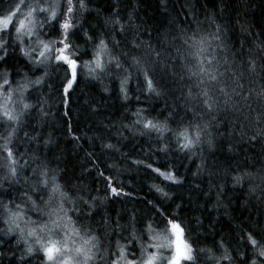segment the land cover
<instances>
[{
  "label": "snow or ice",
  "instance_id": "6c2138e0",
  "mask_svg": "<svg viewBox=\"0 0 264 264\" xmlns=\"http://www.w3.org/2000/svg\"><path fill=\"white\" fill-rule=\"evenodd\" d=\"M87 11V0H0V252L4 244H14L9 264H264V226L259 222L256 230H241L233 250L223 240L215 248L200 247L189 239V230L175 211L152 201L146 203L155 216L138 218L133 212L121 223L119 213L115 218L93 215L97 199L103 204L108 197L69 191L59 165L50 168L47 157L40 155L42 134L32 123L36 115L40 122L49 115L42 90L45 85L54 87L53 73H63L56 91L65 105L85 72L90 81L101 84L114 78L125 101L130 99L133 81L146 98L160 97L171 87L181 101L175 110L160 120L137 109L132 113L135 119L122 128L142 136L154 133L160 152H168L173 141L176 151L189 156L199 149V172L205 164V148L213 153L218 138L239 132L249 143L264 139L260 127L264 125V42L256 45V53H247L246 60L243 51L239 58L233 51L230 58L228 27L217 22L214 12L207 16L210 30L202 31V22L193 17L195 26L185 22L187 26L171 40L168 34H159L155 44L135 35L129 39V30L138 31L134 17L130 13L122 20L114 3L105 19L110 30L85 32L91 44V57L85 60L73 38L78 27L84 30L77 14ZM240 27L252 35L243 24ZM246 76L259 77L261 88L255 96L250 89L246 94ZM103 90L107 93L109 88ZM244 121L257 126L251 135L243 131ZM50 142L43 140L45 146ZM102 147L119 151L112 143ZM133 163L143 164L170 184L183 183L171 170L142 160ZM105 179L111 195L120 196L112 177ZM256 179L264 183V173L244 172L233 175L231 182L236 188ZM255 187L248 190L254 192ZM153 188L171 199L163 187ZM222 192L223 186L218 202ZM158 217L164 218L162 227Z\"/></svg>",
  "mask_w": 264,
  "mask_h": 264
},
{
  "label": "trees",
  "instance_id": "16d2710c",
  "mask_svg": "<svg viewBox=\"0 0 264 264\" xmlns=\"http://www.w3.org/2000/svg\"><path fill=\"white\" fill-rule=\"evenodd\" d=\"M89 11L77 14L76 20L83 27H78L77 36L73 39L80 47L83 59L91 57V44L85 40L88 35L109 31L105 19L113 11V4L118 5L122 20H127L131 13L138 31L129 30V39L133 35L147 42L156 43L159 34H168L169 40L178 34L181 27L187 24L195 26L193 17L201 21L202 31L210 30L207 16L215 14L218 23L227 25L229 57L235 51L237 58L241 51L243 59L247 53H256L258 43L264 42V0H87ZM239 21V23H238ZM187 22V24L185 23ZM252 33L242 31L240 25ZM119 39V36L117 37ZM241 44L244 48L241 49ZM234 45V48H233ZM264 54V53H262ZM17 58L19 53L14 54ZM11 62V61H10ZM237 59V63H239ZM23 70L22 65H18ZM36 74H39L37 72ZM30 75H32L30 73ZM63 73H53L50 79L54 83L52 89L43 88V98L47 100L45 107L49 111L42 122L38 115L32 123L41 132L40 155L46 156L49 167L59 165L64 178L68 182V190H83L85 195L108 198L101 204L97 199L96 212L115 218L119 213L125 223L131 213L138 218L153 215L152 204L175 211L177 219L183 221L188 228L189 239L197 241L200 247L215 248L223 240L231 249L238 247L241 230H256L258 222L264 226V183L260 179L245 181L244 187L233 188L231 177L244 172L264 173V139L253 143L247 142L239 132L217 140V149L209 153L203 152L204 167L198 172L201 163L199 149L197 154L176 151L175 142L168 152L158 151L159 141L155 134L142 136L122 128L130 124L137 109H145L148 114L163 120L170 110H175L179 93L169 87L160 97L151 96L137 90L135 82L130 85L131 91L127 101L119 96L118 82L114 78L106 79L103 84L90 81L87 73L81 77L79 86L71 93L67 105L61 103L60 93L56 91ZM18 78V77H17ZM246 94L251 90L253 96L260 91L259 77L244 79ZM109 88L106 93L103 89ZM139 96L138 100L136 97ZM35 103V99L32 100ZM243 112L246 114L247 109ZM67 113V114H66ZM239 115V114H237ZM207 118V117H206ZM234 117L230 116L229 122ZM242 119V116H241ZM239 123V121H236ZM243 129L251 135L256 125L244 121ZM108 126L107 128L105 126ZM176 125L173 124L172 127ZM260 127H264L261 125ZM30 132L32 128L28 129ZM117 130L122 132L119 135ZM215 131V130H214ZM51 142L45 146L43 140ZM103 143L116 145L119 151L102 147ZM34 147V146H33ZM231 148V150H229ZM145 161L164 171L171 170L183 181L181 184H170L163 181L156 173L145 168L143 164L133 161ZM100 173L104 175L101 176ZM112 177L113 186L121 190L120 196H113L105 177ZM153 185H159L168 192L171 199L162 197ZM256 186L250 192L249 186ZM223 186L219 202L217 193ZM127 193L128 195H124ZM181 205L179 210L176 205ZM99 219V216H97ZM162 221L164 218L158 217ZM197 219L201 222L197 224ZM215 242V243H214ZM0 252V264H9L14 244H4ZM221 250L216 249L217 254ZM15 264V262H13Z\"/></svg>",
  "mask_w": 264,
  "mask_h": 264
}]
</instances>
